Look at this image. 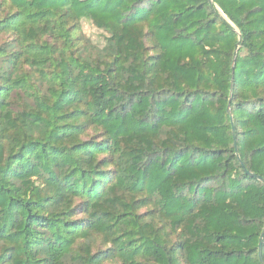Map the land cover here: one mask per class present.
<instances>
[{
  "label": "trees",
  "instance_id": "16d2710c",
  "mask_svg": "<svg viewBox=\"0 0 264 264\" xmlns=\"http://www.w3.org/2000/svg\"><path fill=\"white\" fill-rule=\"evenodd\" d=\"M254 176L264 0H0V264H264Z\"/></svg>",
  "mask_w": 264,
  "mask_h": 264
},
{
  "label": "rangeland",
  "instance_id": "374dc122",
  "mask_svg": "<svg viewBox=\"0 0 264 264\" xmlns=\"http://www.w3.org/2000/svg\"><path fill=\"white\" fill-rule=\"evenodd\" d=\"M80 28H81V33L84 35L86 39L89 40V45L94 53L103 47L105 43V39H104L105 34L102 31L95 28L89 21H86V20L81 22ZM57 44H58V48L63 47L62 41H58ZM238 52L239 51L237 50V53ZM93 55H96V54H93ZM241 56H244V53H242ZM235 61H236V58H234L233 60L232 68L235 67Z\"/></svg>",
  "mask_w": 264,
  "mask_h": 264
},
{
  "label": "water",
  "instance_id": "95a60500",
  "mask_svg": "<svg viewBox=\"0 0 264 264\" xmlns=\"http://www.w3.org/2000/svg\"><path fill=\"white\" fill-rule=\"evenodd\" d=\"M237 32V31H236ZM233 76H234V68H233V72H232V85H231V94H230V100H229V104H228V111H229V107H230V101H231V97H232V91H233ZM234 132V130H233ZM249 174V173H248ZM255 178H257L259 181L264 183V179L258 176H254Z\"/></svg>",
  "mask_w": 264,
  "mask_h": 264
}]
</instances>
